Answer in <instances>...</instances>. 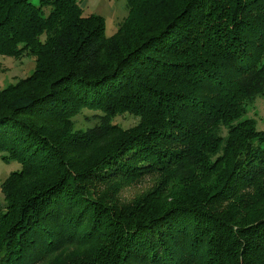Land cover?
Segmentation results:
<instances>
[{
  "label": "trees",
  "instance_id": "trees-1",
  "mask_svg": "<svg viewBox=\"0 0 264 264\" xmlns=\"http://www.w3.org/2000/svg\"><path fill=\"white\" fill-rule=\"evenodd\" d=\"M126 7L0 0V264H264V0Z\"/></svg>",
  "mask_w": 264,
  "mask_h": 264
},
{
  "label": "rangeland",
  "instance_id": "rangeland-1",
  "mask_svg": "<svg viewBox=\"0 0 264 264\" xmlns=\"http://www.w3.org/2000/svg\"><path fill=\"white\" fill-rule=\"evenodd\" d=\"M80 6L84 14L95 13L104 18L106 34L111 35L115 32L118 23L126 16L127 7L126 0H79ZM34 66L33 58L23 57L21 60H14L5 57L2 61L4 73L0 74V85L4 86L9 82L15 81L14 79L25 77L30 74ZM91 112L83 111L81 115L76 117L78 127H86L94 121L91 117ZM253 116L256 121V126L260 130H264V97H258L250 109L247 116ZM84 116H87L86 118ZM118 120L122 125L127 126L132 124V120L121 119ZM19 166L16 162L6 163L0 158V183L2 180L14 169ZM136 191V187L127 189L126 194H132ZM3 195L0 190V211L4 209Z\"/></svg>",
  "mask_w": 264,
  "mask_h": 264
}]
</instances>
